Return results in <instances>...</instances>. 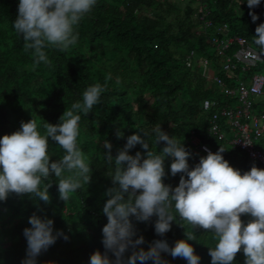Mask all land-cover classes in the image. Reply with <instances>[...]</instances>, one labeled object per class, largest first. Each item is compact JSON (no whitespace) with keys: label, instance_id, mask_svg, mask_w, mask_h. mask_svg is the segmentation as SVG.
<instances>
[{"label":"trees","instance_id":"trees-1","mask_svg":"<svg viewBox=\"0 0 264 264\" xmlns=\"http://www.w3.org/2000/svg\"><path fill=\"white\" fill-rule=\"evenodd\" d=\"M19 0H0V137L17 131L21 121L34 118L38 124H57L64 111L82 98L84 90L95 83L107 84L101 103L87 115L82 114L78 142L92 160L91 181L64 202L59 198L54 174L49 188L51 203L25 195L10 196L0 202V264H21L26 256L27 241L23 229L31 227L29 217L36 213L54 221V230H62L68 237L56 243L36 258V264H89L91 254L104 251L102 229L107 224L103 206L108 188L113 187L104 154L108 141L113 158L127 143V137L151 130L159 124L170 136H175L191 151L190 168L205 156L200 144L210 146L212 152L220 147L230 166L241 174L252 167L248 155L228 143L230 135L223 119H218L227 138L210 132L214 110H203L205 99L234 106L235 99L224 95L225 86L233 87L237 78L230 77L221 68L220 57L213 38L243 37L255 50L253 42L256 27L264 23V0L250 9L247 0H97L93 10L81 21L77 31L78 43L68 50L46 49L50 65L33 66L31 50H24L22 36L13 27L18 15ZM200 9H202L200 11ZM250 12L258 19L253 22ZM203 15V19L200 16ZM210 24L205 26L204 22ZM226 24L225 30H219ZM238 48L233 42L226 51L232 56ZM193 50L194 59L187 65V54ZM207 58L210 70L221 77L225 86L208 81L203 75L200 58ZM264 74V62L242 72ZM254 108L264 112V94L254 101ZM122 136L117 137V132ZM151 145V139H149ZM51 160L63 155V150L49 140ZM163 142L157 146L159 151ZM143 152L137 144L130 155ZM171 158L165 162L168 173L164 182L176 187L180 174L170 173ZM42 209L43 211H38ZM137 237H144L139 247L148 250L154 240H166L170 247L185 239V229L172 222L164 236L155 233L153 216L148 222L131 217ZM247 223L250 216L241 215ZM197 241H189L199 264H211L209 247L215 241L205 230H196ZM243 247V246H242ZM125 252V261L131 255ZM111 259H115L109 253ZM167 264H188L185 259L161 253ZM243 251L237 253L233 264H244ZM136 264H140L137 261ZM146 264H153L151 260Z\"/></svg>","mask_w":264,"mask_h":264},{"label":"clouds","instance_id":"clouds-1","mask_svg":"<svg viewBox=\"0 0 264 264\" xmlns=\"http://www.w3.org/2000/svg\"><path fill=\"white\" fill-rule=\"evenodd\" d=\"M261 0H247L250 9L260 5ZM97 0H19L18 15L13 22L14 30L25 41L24 50H31L33 66L41 63L50 65L46 49L64 52L79 40L77 28L93 10ZM249 15L255 22L258 16ZM253 42L258 54L264 56V23L255 29ZM107 84L95 83L88 86L80 100L71 104L59 118V123L38 124L32 118L21 121L17 131L0 137V202L16 195L51 203L49 188L54 174L59 198L64 202L72 194L91 181L92 160L82 150L78 137L83 115L91 112L101 103ZM127 137L125 146L111 155L112 145L104 142L108 151L104 154L106 163L114 168L108 172L113 187L107 189L109 197L103 206L107 224L102 229L104 251L99 249L90 256L89 264H167L161 253L185 259L188 264H199L189 241H197L196 230L203 229L215 241L209 247L211 264H233L241 250L244 264H264V169L253 164L249 171L241 174L224 159L225 149L216 152L206 146L205 156L195 166H189L192 156L184 143L170 136L157 124L151 132L141 131ZM122 136L117 132V137ZM151 139V145L149 143ZM49 140L56 142L63 150L59 159L52 161ZM163 142L158 151L157 146ZM137 144L143 152L130 155L129 150ZM171 158L170 173L180 174L179 184L172 187L164 182L168 173L165 162ZM38 211H43L38 208ZM250 219L245 223L241 215ZM155 216L154 229L158 236L171 230L172 222L184 229L185 239L177 240L170 247L166 240H154L148 250L139 247L144 237H137L131 222H148ZM31 227L23 229L27 241L26 256L21 264H36V258L53 246L58 238L68 237L62 230H54V221L46 215L33 213L28 220ZM243 246V247H242ZM132 249L125 261L124 254ZM109 253L115 257L111 259Z\"/></svg>","mask_w":264,"mask_h":264},{"label":"built area","instance_id":"built-area-1","mask_svg":"<svg viewBox=\"0 0 264 264\" xmlns=\"http://www.w3.org/2000/svg\"><path fill=\"white\" fill-rule=\"evenodd\" d=\"M202 2L203 0H199ZM202 9H200L201 11ZM203 19V15L200 16ZM205 26L209 21L204 22ZM226 24L221 25L219 30H225ZM213 41L217 46V52L220 57L221 68L230 77L237 78V84L233 87H226L223 79L210 70L209 60L205 57L200 58L198 63L201 65L203 75L208 81L217 83L219 86H225L224 95L235 99L234 106L228 103H220L215 99H205L203 101V110H214L210 132L218 134L219 138H227L224 130H221L218 119H223L225 126L228 128L230 138L228 143L232 148L244 151L250 161L256 167L264 169V112L255 110L254 101L261 98L264 94V74L251 73L238 77L234 73L237 66L242 68V72L249 71L264 62V56L260 60L253 59L258 54L243 37H214ZM233 42H236L238 48L232 56H227L226 51ZM195 52L191 50L187 54V65L190 66L194 59ZM205 146L210 150L207 144H200L199 149L204 153Z\"/></svg>","mask_w":264,"mask_h":264}]
</instances>
